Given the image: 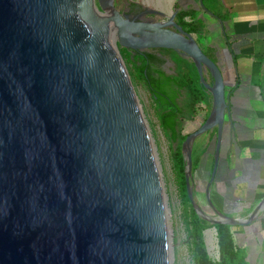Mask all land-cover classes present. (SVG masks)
<instances>
[{
  "label": "water",
  "instance_id": "water-1",
  "mask_svg": "<svg viewBox=\"0 0 264 264\" xmlns=\"http://www.w3.org/2000/svg\"><path fill=\"white\" fill-rule=\"evenodd\" d=\"M179 10L132 16L115 0H0V264H173L157 148L119 47L194 62L212 106L182 145L190 202L211 225L259 216L264 198L245 220L211 199L226 85ZM215 128L211 218L193 192V147Z\"/></svg>",
  "mask_w": 264,
  "mask_h": 264
},
{
  "label": "crops",
  "instance_id": "crops-1",
  "mask_svg": "<svg viewBox=\"0 0 264 264\" xmlns=\"http://www.w3.org/2000/svg\"><path fill=\"white\" fill-rule=\"evenodd\" d=\"M136 1L144 5L143 0ZM205 3L206 7L203 0H153L149 6L171 13L178 5L181 9L195 10L196 18L203 20L204 32L196 35L203 50L219 64L228 99L220 169L214 181L220 190L217 194L219 198L220 193L224 197L222 192L228 187L231 194L226 195L228 198L263 199L264 0H207ZM204 155L208 153L204 151ZM213 159L214 156L211 164ZM262 225L264 231V222Z\"/></svg>",
  "mask_w": 264,
  "mask_h": 264
},
{
  "label": "trees",
  "instance_id": "trees-1",
  "mask_svg": "<svg viewBox=\"0 0 264 264\" xmlns=\"http://www.w3.org/2000/svg\"><path fill=\"white\" fill-rule=\"evenodd\" d=\"M205 1L207 0H203L204 7H206ZM176 8H179V6L176 5ZM187 17L194 19L186 20ZM176 21L189 33L201 34L204 32L205 24L203 20L196 18L195 10L180 8ZM119 49L123 59L133 67L132 76L142 80L149 90L155 103L157 117L162 130L171 138L172 142H177L173 150V159L183 201L189 209L187 217L190 220L189 234L193 264H250L246 248L238 246L235 242L232 227L223 223L211 225L197 214L187 193L185 180L186 163L182 145L191 132L185 133L184 125L186 122L194 120L201 109L206 111L203 120L205 122L212 106V95L200 81L196 65L193 61L181 56V54L172 49L159 48L158 52L168 56L174 67L171 73H167L160 68L155 71L154 62L158 60L163 63L165 61L157 58L155 53L148 55L142 53L133 54L126 48L119 47ZM206 54L213 59L211 54ZM211 81L213 82L212 78ZM212 134V137L216 136V128ZM199 160L200 156L193 150V172L198 168ZM211 227H215L217 230L219 252L217 260L210 257L204 240V231Z\"/></svg>",
  "mask_w": 264,
  "mask_h": 264
},
{
  "label": "rangeland",
  "instance_id": "rangeland-1",
  "mask_svg": "<svg viewBox=\"0 0 264 264\" xmlns=\"http://www.w3.org/2000/svg\"><path fill=\"white\" fill-rule=\"evenodd\" d=\"M143 1V6L151 8L149 5H151L150 3H152L153 0ZM182 1L184 2L185 0ZM127 3L141 4V2L139 3L136 0H115L116 7L121 11H124L125 4ZM145 4H148V6ZM164 14L169 15L170 13ZM186 20L190 19L186 18ZM193 36L198 41V43H201V41L198 40L196 34H193ZM124 62L129 74L131 73L130 76L134 83L141 108L149 125L154 144L157 148L159 162L161 165L162 180L164 183L165 193L167 195V206L169 209V220L172 230L174 248L173 264H193V256L191 252L192 246L189 234L190 220L187 217L189 209L187 208V204L183 201L173 159V150L176 147L177 142H172L171 138H169L162 130L157 117L155 103L145 83L142 80L133 77L132 73L134 71L132 65L127 63L125 60ZM173 67L174 64L170 61V64L166 66V69L172 70ZM209 83H212L210 77ZM205 113L206 111L201 109L194 120L186 122L184 125L185 133H192L196 131L203 124ZM214 131L215 129L198 137L193 147L195 153L200 156L198 168L193 172V192L198 204L211 218H215L216 214L208 203L205 187L210 178V171H212L210 170L212 167L211 160L214 156L216 147V136L212 137V132ZM204 150L208 153V155H204ZM219 169L220 164H218L217 174ZM227 189L228 187H226V190L222 192L225 196L223 197V194L220 193L219 198L217 193L220 190L218 184L214 183L212 186V192L210 194L212 201L219 210H225L228 215L238 219H247L261 199L237 197L228 198L226 195L231 194L229 193V190L227 191ZM263 214L264 208L260 212L259 216H257L250 225L232 227L236 244L240 247L246 248L248 252V259L251 264H264V231L262 229V224L264 222ZM261 215L263 216L261 217ZM204 240L210 257L214 260H217L219 253L217 230L215 227H211L204 231Z\"/></svg>",
  "mask_w": 264,
  "mask_h": 264
},
{
  "label": "flooded vegetation",
  "instance_id": "flooded-vegetation-1",
  "mask_svg": "<svg viewBox=\"0 0 264 264\" xmlns=\"http://www.w3.org/2000/svg\"><path fill=\"white\" fill-rule=\"evenodd\" d=\"M147 7L143 6L142 4H136V3H127L125 4V8H124V11L127 12L128 14L134 16V15H137L139 14L140 12H142L143 10H146ZM145 17H156V18H160L159 16H153V15H147ZM128 50V49H127ZM129 52L133 53V54H139V53H142V54H145V55H148V54H151V53H155V55L157 56V58L159 59H164L165 61L162 63L160 61H155L153 65L155 69V71H158L157 69L160 68L161 70L167 72V73H171L173 71L172 70H167L166 69V66L170 64V59L168 58V56H165V55H162L159 51V48L158 49H149V50H146L144 52H134L132 50H128Z\"/></svg>",
  "mask_w": 264,
  "mask_h": 264
},
{
  "label": "built area",
  "instance_id": "built-area-1",
  "mask_svg": "<svg viewBox=\"0 0 264 264\" xmlns=\"http://www.w3.org/2000/svg\"><path fill=\"white\" fill-rule=\"evenodd\" d=\"M218 253H219V252H218ZM218 258H219V254H218ZM218 258H217V259H218Z\"/></svg>",
  "mask_w": 264,
  "mask_h": 264
}]
</instances>
